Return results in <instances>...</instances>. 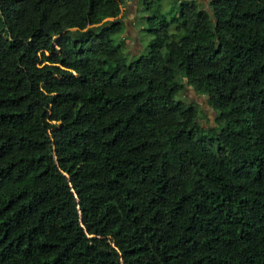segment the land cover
Masks as SVG:
<instances>
[{
    "label": "trees",
    "instance_id": "trees-1",
    "mask_svg": "<svg viewBox=\"0 0 264 264\" xmlns=\"http://www.w3.org/2000/svg\"><path fill=\"white\" fill-rule=\"evenodd\" d=\"M121 8L0 0V264H264V0Z\"/></svg>",
    "mask_w": 264,
    "mask_h": 264
},
{
    "label": "rangeland",
    "instance_id": "rangeland-1",
    "mask_svg": "<svg viewBox=\"0 0 264 264\" xmlns=\"http://www.w3.org/2000/svg\"><path fill=\"white\" fill-rule=\"evenodd\" d=\"M179 0H155V5L150 10L145 9L142 0H122V18L124 20V33L114 35L116 42L124 41L129 53L128 60L136 58L139 54L146 53L147 42L150 34L144 30L147 17L151 14L163 13L168 19L176 14V5ZM199 5H206L208 0H198ZM175 26L171 25L170 32L174 33ZM124 38V40H123ZM186 103L195 102L198 107L200 123L204 128L214 127L216 121V112L208 104L207 98L196 94L193 89L184 80L182 92L176 95Z\"/></svg>",
    "mask_w": 264,
    "mask_h": 264
}]
</instances>
